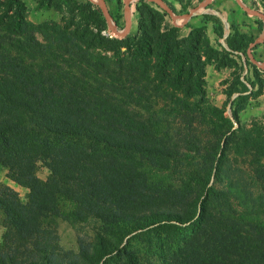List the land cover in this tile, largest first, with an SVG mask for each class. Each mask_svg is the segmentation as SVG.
I'll use <instances>...</instances> for the list:
<instances>
[{"label": "trees", "instance_id": "1", "mask_svg": "<svg viewBox=\"0 0 264 264\" xmlns=\"http://www.w3.org/2000/svg\"><path fill=\"white\" fill-rule=\"evenodd\" d=\"M34 1L36 10H60V23L33 25L23 0H0V165L28 190L26 204L8 188L0 196V264H58L50 244L57 216L79 230L92 221L93 246L77 264H153L136 244L155 248L153 234L160 246L180 240L162 264H264V228L234 217L235 208L256 206L230 156L235 142L254 145L238 120L263 87L246 55L252 37L230 25L229 52L222 48L223 57L242 53L257 81L247 79L249 95L238 82L231 132L221 110L205 107V67L220 53L204 26L185 25L181 35L165 24V12L140 0L136 33L116 38L88 1ZM211 18L221 38V21ZM207 113L224 129L196 127ZM188 154L197 162L189 176L184 167L175 184L150 177L176 174ZM38 162L48 170L45 181L36 177ZM255 166L263 190L264 164ZM60 199L72 203L70 212L58 210Z\"/></svg>", "mask_w": 264, "mask_h": 264}, {"label": "rangeland", "instance_id": "2", "mask_svg": "<svg viewBox=\"0 0 264 264\" xmlns=\"http://www.w3.org/2000/svg\"><path fill=\"white\" fill-rule=\"evenodd\" d=\"M26 5V10L24 12L25 19L27 22L32 23L33 25H40V24H59L62 18V12L56 8H51L48 10H36L35 8V1L34 0H23ZM81 2H86V0H78ZM97 1V0H95ZM140 0H132L130 2V8L132 11V22H131V29L130 35H134L137 31V23L139 19V15L136 11V8L139 6ZM174 8V15L177 16L176 23L177 24H186L192 27L194 24H198L199 22H204L207 26H204L205 35L211 45L212 48L217 50L220 55H217V61L224 63L226 66L222 67L221 69L216 68V62L213 59L212 62H209L207 65L213 67V72L224 70L226 77L224 80L221 81L219 86L222 88V99L220 100V104L217 99V86L211 84L209 85L208 82H205V107L207 111H212V109H218L222 111L223 116H225L231 123V132L238 127V124L232 117V110L234 105L237 103L236 98L238 93H234L236 90H240L241 87L238 85V82H243L246 87L250 86L247 79L249 81H254L253 76L251 73L246 74L244 71H240L239 66L242 65L244 62L247 66L245 56L242 53H238L240 60H236V57L227 56L223 57L222 48L225 51L229 52V49L225 43V39H223L224 35L226 34V26H228L229 21V3L223 4L217 0L209 1L206 6H201V3L205 0H165ZM57 4H62V0L56 1ZM107 10L111 16L112 22L114 23L117 30L121 31L126 22V14L124 10L123 2L124 0H104ZM148 3V2H147ZM243 3V2H242ZM56 5V4H55ZM243 5L246 8L252 10H259L261 13L264 14V0H245ZM96 6V5H94ZM153 6L161 11L164 12L161 8L157 5ZM97 7V6H96ZM170 7V6H169ZM198 7L197 14L192 17L189 21L184 22L181 15L186 14L189 12L190 9ZM236 7V6H235ZM97 9H99L97 7ZM203 15L210 17L204 21ZM216 18L221 21L223 27V36L221 38L217 37V24H215L214 20L211 18ZM260 20V18H258ZM261 21V20H260ZM165 24L172 25V22L168 15L164 17ZM232 26L235 28V24L231 23ZM208 29H213L212 37H214V41L212 42L209 40ZM261 29L262 26L259 28V39L261 37ZM189 29H182L180 31L181 35L187 34ZM108 31V30H107ZM215 31V32H214ZM240 33V32H239ZM34 36L37 40H42L41 33L35 32ZM252 36V35H251ZM26 37V36H25ZM220 45V46H219ZM248 48V47H247ZM257 56V53H255ZM215 57V56H214ZM248 58V57H247ZM261 65L264 66V54L261 53L258 59ZM250 62V61H249ZM243 67V65H242ZM250 69V68H249ZM248 69V70H249ZM260 76V80L262 81V86L264 87V71L258 73ZM211 77L208 75V80ZM251 87V86H250ZM262 87V88H263ZM248 88V87H247ZM231 89L233 92L230 97L226 95V91ZM254 91V90H253ZM252 90H248L247 92H243V95H249ZM217 117H214L211 114H205V122L202 124H196V127L200 129H204L207 127L217 126V129H224L220 128L221 124L217 123ZM238 120L242 129L250 132L251 142L254 145H248V148L243 147V142L239 141L234 143L235 146L232 145V153L233 160H235L233 167H238L241 169L240 176L242 179L247 183L248 190L251 193V197L255 199L253 206L256 208L251 211L244 208H235L234 217L240 221L249 223L253 226H260L264 228V189L262 190L260 181L256 178L257 174L259 173L257 167L255 166L258 163L264 164V88L258 95H251L245 102L244 109L238 113ZM208 121V122H207ZM211 122H214L211 123ZM252 146V148H251ZM235 151V154L233 153ZM192 155L188 154L186 157L182 158L183 163L186 166H181L176 168V174L172 175L173 173H168L166 171L157 174L152 171V175L154 176L152 179L153 181H160L162 179L163 182H171L173 184L177 183L178 177L184 175L189 176L195 170V165L197 162L192 160ZM185 167V168H184ZM184 168L183 175H179V171ZM257 169V170H256ZM151 173V172H150ZM171 175V176H170ZM36 177L41 180L45 181L48 177V170L42 162H38L36 166ZM214 177L212 176L211 181H213ZM8 188L16 193L18 200L26 204L27 203V195L28 190L24 187L17 185L9 176L8 171L6 168L0 165V196L4 192L3 189ZM58 210L61 213H68L72 210V203L68 200L60 199L57 202ZM4 220H5V213L3 208L0 206V246L3 240V234L5 232L4 227ZM43 225L49 222L48 219H43ZM53 222L55 223L54 226V237L50 244L54 245V249L52 251V260L56 263L61 264H77L80 261V252L85 250L90 252L93 246V239H94V231L92 230L93 224L92 221H89L88 224H84V229L81 228L80 230L76 227L75 224H72L68 219L63 218L62 216H57L53 218ZM187 233V232H186ZM160 237L153 234L150 235V239L153 244L157 243L155 248L147 249V243L140 242L139 248L140 253L144 255V257L149 258V260L153 261V264H162V261L169 257L172 250H174L177 246L178 241L177 237L173 238H164L163 239V246L161 244L158 245ZM144 241V239H143ZM146 241V240H145Z\"/></svg>", "mask_w": 264, "mask_h": 264}, {"label": "crops", "instance_id": "3", "mask_svg": "<svg viewBox=\"0 0 264 264\" xmlns=\"http://www.w3.org/2000/svg\"><path fill=\"white\" fill-rule=\"evenodd\" d=\"M217 1H220L223 4L229 3V14H228L229 32H228V34L232 32L230 29V25L233 22V24H235L236 30L238 32H240V34L247 35L249 38L252 37L253 41L251 43L256 41L258 38V35H259V31H258L259 28H258V24H257L258 20H259L258 17L249 15L245 11H243L241 9V7L238 5L236 0H217ZM239 2L245 3V0H239ZM178 25H180L179 28L186 29V28H184V26L186 25L185 23L184 24L183 23L178 24ZM199 26H207V24H205L204 22H202V23L199 22L198 24H194L192 27H199ZM207 31L209 34L208 35L209 40H211L213 42L214 41V39H213L214 37H212L213 29H208ZM261 33H262V29H261ZM255 53H257V56L255 55ZM261 53L264 54V39H263L262 43L257 44L256 46H254L251 49L252 57L260 65H261V63L258 59H259V56ZM235 54L239 55L238 53H235ZM242 65H243V69L246 72V74L251 73V68L249 69V66H246V64L244 62H242ZM261 66H263V65H261ZM248 69H249V71H248ZM256 69H258V72L264 71V69H260L257 67H256ZM208 75L211 77V79H209V80H208ZM225 77H226V74H225V71L223 69L220 71L213 72V67L206 65V67H205V82H208L209 85L213 84V85L217 86V99H218L219 104H220V100H223L222 99L223 95H222V91H221L222 88L219 86V84L221 83L222 80L225 79ZM247 87H248V90H252V88L250 86H247ZM263 88H262V91H263Z\"/></svg>", "mask_w": 264, "mask_h": 264}, {"label": "water", "instance_id": "4", "mask_svg": "<svg viewBox=\"0 0 264 264\" xmlns=\"http://www.w3.org/2000/svg\"><path fill=\"white\" fill-rule=\"evenodd\" d=\"M86 1H88L89 3H91L93 5H96L99 8V10L101 11L102 16L106 22L108 33L111 36L116 37V38H124V37L129 35L130 29H131V22H132L131 21L132 20V18H131L132 17V11L130 8V2L132 0H124V2H123L125 14H126V22H125L124 28L121 31L117 30L114 23L112 22L111 16L107 10V7L105 5L104 0H97V1L86 0ZM142 1H146L148 3H152L154 5H157L159 8H161L168 15L173 26L180 27V25H178L176 23V20L178 17L174 15L172 9L169 7V5L164 0H142ZM209 1H211V0H205L204 2L201 3V6H206V4ZM236 1L243 11H245L249 15L256 16V17L260 18V20L262 21L261 37L259 39H257L256 41H254L253 43H250L248 45L246 55H247L249 61L254 66H256L257 68H260V69H264V66H261L252 57V54H251V49L254 46H256L257 44L262 43L263 39H264V14L261 13L259 10H252V9L246 8L242 3L239 2V0H236ZM197 10H198V7H194L192 9H190L188 13L181 15L180 18H182L184 20V22H187L197 14ZM228 32H229V28H228V26H226V34L224 35L223 39H225L227 37Z\"/></svg>", "mask_w": 264, "mask_h": 264}]
</instances>
